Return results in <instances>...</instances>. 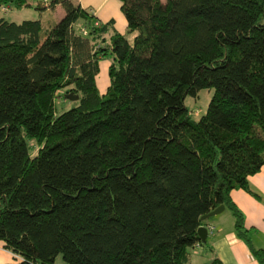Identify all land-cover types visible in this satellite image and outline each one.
<instances>
[{"label": "trees", "instance_id": "obj_1", "mask_svg": "<svg viewBox=\"0 0 264 264\" xmlns=\"http://www.w3.org/2000/svg\"><path fill=\"white\" fill-rule=\"evenodd\" d=\"M120 1L125 34L78 0H43L65 9L51 27L7 20L31 3L0 0L5 264H190L220 205L264 264L231 197L264 167V0ZM205 88L194 119L185 99Z\"/></svg>", "mask_w": 264, "mask_h": 264}, {"label": "crops", "instance_id": "obj_2", "mask_svg": "<svg viewBox=\"0 0 264 264\" xmlns=\"http://www.w3.org/2000/svg\"><path fill=\"white\" fill-rule=\"evenodd\" d=\"M78 2L100 21L114 20L115 27L120 33L127 32L128 22L121 9L120 0H78ZM103 62L100 61L97 83L101 93L104 94L110 85L111 63L107 65L108 74L106 68L107 77H105L101 74ZM249 186L250 191L233 190L231 197L244 214L253 245L264 249V167L260 172L250 176ZM204 225L209 228L207 242L190 249V264H260L248 244L237 235L235 217L231 210L225 208L221 213L205 220ZM212 227L214 230L211 232ZM16 258L13 253L5 249L3 241L0 240V264L15 262Z\"/></svg>", "mask_w": 264, "mask_h": 264}, {"label": "rangeland", "instance_id": "obj_3", "mask_svg": "<svg viewBox=\"0 0 264 264\" xmlns=\"http://www.w3.org/2000/svg\"><path fill=\"white\" fill-rule=\"evenodd\" d=\"M43 0H29L31 5L24 6L22 8H8L7 10L3 11V16L9 20L14 22H22L24 20H41L42 23L47 26L51 27L56 22H58L62 16L65 14V9L62 5H58L55 8H43L44 4L42 3ZM101 74L102 76L107 77L108 74V63H111L112 56L109 55L105 59H103ZM107 68V74H106ZM214 93V89L212 88H205L202 89L197 96H190L188 95L185 99V103L190 110L191 116L194 119H199L207 110L210 101L212 99ZM63 97L57 98L56 100V107L57 112L62 113L65 110H68L74 106H76L79 100H69ZM54 264H67L63 259L62 255H59Z\"/></svg>", "mask_w": 264, "mask_h": 264}, {"label": "water", "instance_id": "obj_4", "mask_svg": "<svg viewBox=\"0 0 264 264\" xmlns=\"http://www.w3.org/2000/svg\"><path fill=\"white\" fill-rule=\"evenodd\" d=\"M65 96H66L67 99L72 100V101L80 99V96L78 94H75V92L67 93ZM225 208H226L225 205H220L219 207H217L216 209H214L210 213H208L206 215H203L201 219L202 220H207L210 217L221 213L222 211L225 210ZM198 234H199V237H200L202 243H206L208 235H209V228L207 226H205V225L200 227L199 230H198Z\"/></svg>", "mask_w": 264, "mask_h": 264}, {"label": "built area", "instance_id": "obj_5", "mask_svg": "<svg viewBox=\"0 0 264 264\" xmlns=\"http://www.w3.org/2000/svg\"><path fill=\"white\" fill-rule=\"evenodd\" d=\"M85 33H86V31H85ZM213 230H214V227L211 228V232H212Z\"/></svg>", "mask_w": 264, "mask_h": 264}]
</instances>
